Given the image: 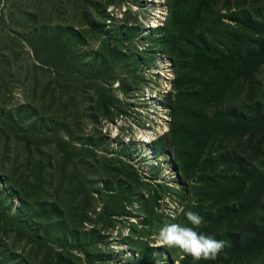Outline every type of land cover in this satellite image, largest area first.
Here are the masks:
<instances>
[{"label": "trees", "instance_id": "trees-1", "mask_svg": "<svg viewBox=\"0 0 264 264\" xmlns=\"http://www.w3.org/2000/svg\"><path fill=\"white\" fill-rule=\"evenodd\" d=\"M222 4L228 11L236 9L229 23L215 16ZM258 6L251 10L246 0H174L166 31L147 28L153 34L147 49L154 53L159 44L173 57L174 91L166 95L172 107L169 144L181 182L185 187L188 182L183 198L189 197L175 219L156 211L171 187L140 182L130 158L100 155L90 140L76 138L84 129L82 118L92 121L90 110L108 118L114 109L127 113L130 104L105 99L97 85L90 98L88 91L72 85L54 92L50 87L45 90L53 95L49 109L59 94L66 115L78 118L76 128L66 141L62 129L71 127L68 118L57 124L45 115L29 117L28 111L26 117L34 119L30 130L14 132L5 143L16 166L8 188L0 190L21 197L26 214L11 215L0 201V246L24 240L34 264H103L114 253L103 261L102 233L118 225L117 217L131 215L128 205L139 202L147 207L146 219H141L147 235L166 219L191 226L185 216L190 210L204 218L196 230L225 241V248L216 260L193 261L177 248L164 247L166 254H159L148 241L138 240L131 245L141 250L139 258H132L134 264H158L161 257L168 264H264V10ZM102 73L94 67L86 76L92 82ZM120 181L128 182L134 194L127 195ZM144 191L149 198H143ZM100 198L106 199L103 207Z\"/></svg>", "mask_w": 264, "mask_h": 264}, {"label": "rangeland", "instance_id": "rangeland-1", "mask_svg": "<svg viewBox=\"0 0 264 264\" xmlns=\"http://www.w3.org/2000/svg\"><path fill=\"white\" fill-rule=\"evenodd\" d=\"M173 2L0 0V129L4 130L3 133L0 131V189L2 186L8 188L16 166L15 159L9 158L10 149L5 150V143L14 138V132L26 133L30 130L34 119L26 117L28 111L31 112L29 117L41 114L57 124L66 122L68 118L67 123L71 127L62 129L66 141L71 129L73 134L76 128L78 118L70 113L66 115L64 110L68 107L60 101L59 94L55 108L49 109L53 95L49 93L47 96L45 90L51 87L54 92L72 85L85 90V93L88 91L90 98L91 88L97 85L105 99H118L130 106L127 113L114 109L108 118L90 110L88 114L93 117L92 121L82 118L84 129L81 134L76 133V138L82 142L90 140L100 155L124 160L130 158L128 162L137 168L140 182H150L153 186L167 184L171 187L166 190L169 194L160 201L161 206L156 211L173 219L179 215L188 195L184 200L182 191L185 185L181 182L174 150L169 144L172 107L166 95L174 91L173 57L164 52L159 44H156L154 53L147 49L148 36L153 38L147 28L160 27L161 32H165ZM246 2L249 9L259 5L258 8L264 10V0ZM224 5L219 6L215 16L222 15V20L229 23L236 9L228 11ZM231 5L237 6L235 1ZM258 8L254 11L260 12ZM116 58L121 59L117 64L114 62ZM94 67L103 73L98 80L91 82L86 75ZM261 81L264 83V72ZM73 110L76 112L75 108ZM12 143L16 144V141L12 140ZM162 143L166 148L161 147ZM16 149V146L12 147L13 151ZM118 184L124 187L127 195L134 194L128 182L120 181ZM112 186L116 187L115 184ZM186 187L188 191V182ZM127 188L130 190H125ZM142 195L145 199L149 198L147 191ZM105 200L100 201V206L106 204ZM0 201L11 208V215L26 214L22 198L13 197V192L6 191L4 195L0 190ZM146 210L147 207L139 202L128 205L131 215L116 216L120 221L118 225L102 233L103 245L99 249L105 255L103 261L111 250L114 253L113 259L103 264H134L132 258H139L141 250L131 245H137L138 240L148 241L151 247L158 249L159 254H166L164 247L157 246L155 238L162 227L174 221L166 219L165 225L154 228L155 232L147 235L149 230L141 224V219H146ZM155 218H150L154 226L157 224ZM88 227L91 229L94 226L89 224ZM133 227L135 231H130ZM8 243L0 246V264H34L32 252L24 248V240L11 247L5 246ZM158 264L168 263L161 257Z\"/></svg>", "mask_w": 264, "mask_h": 264}, {"label": "clouds", "instance_id": "clouds-1", "mask_svg": "<svg viewBox=\"0 0 264 264\" xmlns=\"http://www.w3.org/2000/svg\"><path fill=\"white\" fill-rule=\"evenodd\" d=\"M185 216L191 226H183L179 223L165 225L155 238L157 246L177 248L184 256H190L193 261L216 260L225 248V241L196 230L204 224V218L198 213L189 210Z\"/></svg>", "mask_w": 264, "mask_h": 264}, {"label": "water", "instance_id": "water-1", "mask_svg": "<svg viewBox=\"0 0 264 264\" xmlns=\"http://www.w3.org/2000/svg\"><path fill=\"white\" fill-rule=\"evenodd\" d=\"M175 161V160H174ZM175 164H176V166H177V163L175 162ZM172 261V260H171ZM172 263H173V261H172Z\"/></svg>", "mask_w": 264, "mask_h": 264}]
</instances>
